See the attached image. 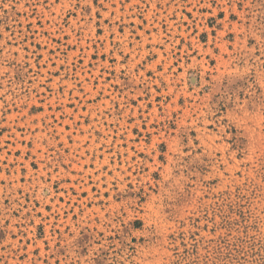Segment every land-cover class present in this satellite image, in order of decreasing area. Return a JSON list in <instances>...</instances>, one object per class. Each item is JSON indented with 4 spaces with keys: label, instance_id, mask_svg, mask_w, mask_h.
Returning <instances> with one entry per match:
<instances>
[{
    "label": "rangeland",
    "instance_id": "rangeland-1",
    "mask_svg": "<svg viewBox=\"0 0 264 264\" xmlns=\"http://www.w3.org/2000/svg\"><path fill=\"white\" fill-rule=\"evenodd\" d=\"M0 264H264V0H0Z\"/></svg>",
    "mask_w": 264,
    "mask_h": 264
}]
</instances>
